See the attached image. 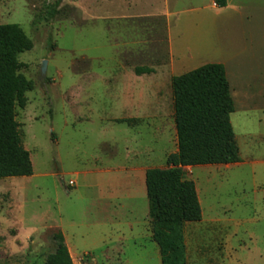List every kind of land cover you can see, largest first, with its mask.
<instances>
[{
    "label": "rangeland",
    "instance_id": "rangeland-1",
    "mask_svg": "<svg viewBox=\"0 0 264 264\" xmlns=\"http://www.w3.org/2000/svg\"><path fill=\"white\" fill-rule=\"evenodd\" d=\"M44 3L0 0V24H18L33 43L18 55L33 88L16 116L33 173L0 179V264H43L56 231L73 264H161L146 192L132 186L177 149L171 77L210 62L226 70L241 160L183 168L202 209L183 227L187 264H264V0H240L243 15L179 0L175 71L166 36L139 32L159 18L131 27L136 20L117 19L120 0H61L48 18ZM137 66L155 74L137 77ZM137 86L161 101L160 114L117 122L121 97Z\"/></svg>",
    "mask_w": 264,
    "mask_h": 264
},
{
    "label": "trees",
    "instance_id": "trees-1",
    "mask_svg": "<svg viewBox=\"0 0 264 264\" xmlns=\"http://www.w3.org/2000/svg\"><path fill=\"white\" fill-rule=\"evenodd\" d=\"M60 1L45 0L48 18L55 16ZM214 3L224 7L227 0ZM32 47L18 24H0V179L33 173L16 119L17 108L25 107L26 92L33 88L32 81L18 72L22 66L18 55ZM134 71L141 75L154 69L137 66ZM171 92L177 149L166 157L167 167L145 170L144 183L151 238L158 246L161 264H187L183 227L200 221L202 209L195 183L185 176L183 168L234 164L241 159L230 121L234 100L222 63H205L172 76ZM51 237L55 248L43 264H73L63 233L56 231Z\"/></svg>",
    "mask_w": 264,
    "mask_h": 264
},
{
    "label": "crops",
    "instance_id": "crops-1",
    "mask_svg": "<svg viewBox=\"0 0 264 264\" xmlns=\"http://www.w3.org/2000/svg\"><path fill=\"white\" fill-rule=\"evenodd\" d=\"M109 1V0H107ZM122 2L123 5V12L120 13V15L117 17V19L120 20H138V19H144L147 20L148 18H159L161 20L160 24H157L156 26H158V28L153 29L152 27H154L155 25H150V23H142L139 25V32L141 33H146L149 36H151L150 40H157L158 38H155L157 35H159V33L163 34L164 36H166V40H167V52L170 55V62L172 64V70L175 71V68L183 62V59L180 58L178 56V54H176L173 51V47L172 45H170V41H171V33H172V26L175 25L177 23V18H178V11L176 10V5L178 4L179 0H146L149 1V3L144 6L145 8H143L142 6L144 5V0H120ZM211 6L213 8H218L216 7L214 0H211ZM132 9H139V8H143L145 10H140L139 12H136L133 17L129 16V10ZM224 8H230L233 12H235L236 14L239 15H243L242 9L245 10V5H243L242 3H240V0H237L235 2H231V0H227V4L226 6L219 8V9H224ZM197 8H192L191 10H195ZM134 21V22H130L131 23V27H136V25H138V22ZM142 26V28H141ZM138 27V26H137ZM148 30V31H147ZM148 32V33H147ZM150 51V52H149ZM186 51V50H185ZM149 54L152 55L154 52V49H149L148 50ZM153 68V67H151ZM187 69V68H186ZM154 75L155 74V70L149 74H141L143 76H148V75ZM136 75V74H135ZM141 75H136L137 77H141ZM136 80V79H135ZM154 89H156L155 86ZM238 86L236 85L235 89ZM138 89V90H137ZM141 87L137 86L135 88L132 89L131 93L126 94L125 96L121 97V108L119 110L120 114H116V118H123V119H129L131 121H134L138 118H140L141 116H143L144 114L148 117H154L157 114H160L161 111H159V109H157V106H160L161 101H159L158 99H146L143 93L140 92ZM134 90V91H133ZM137 90V92H136ZM231 90V88H230ZM232 95V94H231ZM233 98V97H232ZM241 99V98H240ZM143 107H145V113L143 110ZM227 165V164H226ZM145 174V172H144ZM144 174L141 175L140 177H136V182L137 185H134L132 187H134V189L132 191H134L135 193H139L142 192L143 190L145 191V186L143 184L144 182ZM146 192V191H145ZM146 205L144 206L145 209L148 210V200L146 201ZM143 209V206H142ZM145 211V210H144ZM143 214L146 215V213H142L141 215L143 216Z\"/></svg>",
    "mask_w": 264,
    "mask_h": 264
},
{
    "label": "water",
    "instance_id": "water-1",
    "mask_svg": "<svg viewBox=\"0 0 264 264\" xmlns=\"http://www.w3.org/2000/svg\"><path fill=\"white\" fill-rule=\"evenodd\" d=\"M45 71H46V60H43L42 66H41V73H42V75L45 74Z\"/></svg>",
    "mask_w": 264,
    "mask_h": 264
},
{
    "label": "built area",
    "instance_id": "built-area-1",
    "mask_svg": "<svg viewBox=\"0 0 264 264\" xmlns=\"http://www.w3.org/2000/svg\"><path fill=\"white\" fill-rule=\"evenodd\" d=\"M69 184H73V182H72V181H70V182H69Z\"/></svg>",
    "mask_w": 264,
    "mask_h": 264
}]
</instances>
